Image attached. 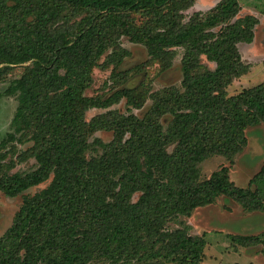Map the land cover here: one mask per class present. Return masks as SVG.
I'll list each match as a JSON object with an SVG mask.
<instances>
[{
  "label": "trees",
  "instance_id": "16d2710c",
  "mask_svg": "<svg viewBox=\"0 0 264 264\" xmlns=\"http://www.w3.org/2000/svg\"><path fill=\"white\" fill-rule=\"evenodd\" d=\"M193 2L0 0V21L8 19L0 25V77L23 65L3 90L17 105L0 138V190L22 202L0 236V264H199L206 241L190 234L181 216L221 195L264 211V162L249 181L254 189L234 184L227 166L205 179L199 169L212 155L243 151L247 129L264 123V82L232 95L225 90L247 72L238 43L253 41L259 20L238 16V0H219L184 23L180 11ZM68 5L91 12L78 29L59 22ZM123 35L143 43L165 68L183 47L180 85L151 91L129 84L119 69L128 54ZM108 48L116 86L106 96H87L92 68ZM147 98L151 106L137 116L132 109ZM122 99L126 113L110 108ZM91 108L106 111L87 120ZM97 130L112 138L90 139ZM10 142L23 145L17 158H33V170L11 171L14 162L4 161ZM170 220L180 225L170 228ZM231 239L261 242L259 235Z\"/></svg>",
  "mask_w": 264,
  "mask_h": 264
},
{
  "label": "rangeland",
  "instance_id": "374dc122",
  "mask_svg": "<svg viewBox=\"0 0 264 264\" xmlns=\"http://www.w3.org/2000/svg\"><path fill=\"white\" fill-rule=\"evenodd\" d=\"M219 0H194L191 6L182 9V22L186 23L195 13L204 16ZM240 11L238 16L246 14L255 15L259 22L255 26L254 37L251 43L240 42L238 49L242 61L248 65L247 72L234 78L226 86L227 95L235 94L244 88L264 82V0H238ZM18 13V12H17ZM91 14L89 10L79 9L74 6H65L60 14L59 22L66 26L71 25L78 29L85 19ZM13 17V16H12ZM32 16H29L31 19ZM8 19L0 21V25ZM119 42L128 50V54L122 59L119 69L126 70L129 84H141L140 88L151 91L160 90L169 85L179 86L182 73L180 69L183 47L175 48V55L171 60L169 68H165L158 59L150 58L147 47L131 37L123 35ZM112 48H108L97 59L98 66L92 68L91 83L84 93L87 96L108 95L116 83L110 78L113 66L116 62L111 58ZM203 65L213 69L214 62L201 56ZM23 70V65L13 66L7 73L0 77V138L10 130L11 119L14 115L17 100L15 95H5L3 90L9 82L18 77ZM151 99L147 98L141 108H133L137 116H143L151 106ZM126 113L125 99L110 107ZM106 109L91 108L85 112V118L89 120L93 115L105 112ZM170 116H164L162 121L166 123ZM111 131L97 130L91 136L100 137L103 141L112 138ZM247 145L240 153L229 157L224 155H212L199 163L200 179L208 178L214 171L222 166H227L229 179L239 187L254 189L249 184L250 179L259 171L264 162V123L248 128L246 131ZM7 155L4 160L12 164L11 171L21 173L33 170L36 167L33 158L23 161L17 158L18 153L23 150V145L10 142L6 146ZM169 147V149H171ZM47 182L30 188L27 193H34L45 187ZM22 202V196L9 197L0 190V236L10 226L12 217ZM185 224L190 225L189 233L201 235L206 241L204 258L199 264H264V211H247L231 198L221 195L216 203L196 208L191 216H181ZM170 228L179 226L175 220L167 222ZM231 234L259 235L261 242L255 245L243 246L232 241ZM99 260L94 259L91 264ZM178 264V263H163Z\"/></svg>",
  "mask_w": 264,
  "mask_h": 264
}]
</instances>
